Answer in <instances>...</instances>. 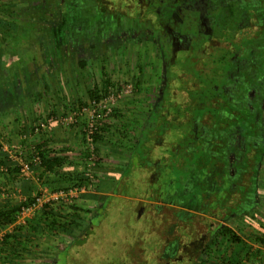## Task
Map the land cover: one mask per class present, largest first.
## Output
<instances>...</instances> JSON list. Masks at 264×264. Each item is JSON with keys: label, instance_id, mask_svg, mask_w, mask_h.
Returning a JSON list of instances; mask_svg holds the SVG:
<instances>
[{"label": "flooded vegetation", "instance_id": "obj_1", "mask_svg": "<svg viewBox=\"0 0 264 264\" xmlns=\"http://www.w3.org/2000/svg\"><path fill=\"white\" fill-rule=\"evenodd\" d=\"M77 14L157 75L126 165L136 214L152 206L164 229L174 222L207 236L245 222L264 165V0H81ZM195 48L209 86L182 71ZM194 91L202 97L192 103Z\"/></svg>", "mask_w": 264, "mask_h": 264}, {"label": "rangeland", "instance_id": "obj_2", "mask_svg": "<svg viewBox=\"0 0 264 264\" xmlns=\"http://www.w3.org/2000/svg\"><path fill=\"white\" fill-rule=\"evenodd\" d=\"M80 1L0 0V39L8 48L3 57L10 63L7 70L0 71V158L8 167L22 162L32 166L28 177L19 170L23 180L16 191L3 175L6 172L0 171V204L7 201L11 206L21 205L40 190L50 191L47 183L54 175L35 165L31 157L40 146L50 156L64 157L73 163L78 170L74 180L82 177L91 180H87L85 191L75 200L96 210L104 198L96 186L126 168L139 140L144 113L149 108L145 101L150 98L152 78L157 75L126 41L119 42L117 47L118 41L102 40L98 33L84 27L77 14ZM3 57L0 53L1 62ZM198 61L200 54L195 48L183 62L182 71L209 86L214 75L208 78L200 75L195 69ZM173 79L178 81L177 76ZM93 90L99 93L97 99H90ZM191 96L192 103L202 97L195 91ZM190 104L188 111L194 110ZM48 121V129L35 131L40 122ZM90 123L97 126L95 135L102 137L93 144L86 141L84 133ZM185 125L177 122L172 127L188 131ZM74 187L79 186L68 183L63 189L50 192H68ZM124 190L125 186H119L116 192ZM132 192H137L136 188ZM28 218L17 224H25ZM252 221L256 228H249L244 221L232 220L229 225L244 241L248 238L257 242L255 231H264V217ZM121 233L123 229L119 230ZM217 240L213 250L222 257L219 260L222 263L223 252L230 244L227 239ZM158 241L153 239L156 247L160 245ZM259 245L264 248V244ZM110 248L107 245L102 253L106 255ZM47 254L41 255L43 262L36 263L55 264L57 251L52 248ZM211 261L208 264H215L218 258L212 257ZM199 262H206V256Z\"/></svg>", "mask_w": 264, "mask_h": 264}, {"label": "trees", "instance_id": "obj_3", "mask_svg": "<svg viewBox=\"0 0 264 264\" xmlns=\"http://www.w3.org/2000/svg\"><path fill=\"white\" fill-rule=\"evenodd\" d=\"M6 49L7 46L0 39L2 57ZM5 59L0 61V71L7 70L10 66ZM98 94L96 90L91 91L90 99H97ZM101 138L99 134L93 137L94 142ZM37 149L35 153L40 157V168L51 172L53 179L56 178L47 183L50 191L61 190L68 183L81 187L91 181L85 177L74 180L73 176L78 170L73 163L64 157L50 156L43 147L39 146ZM2 166L7 167L3 175L7 176L8 184L16 191L19 181L23 180L19 175V167H8L4 159L0 158V167ZM129 170L126 167L122 172H115L112 178L99 182L96 190L104 198L96 210L79 204L78 200L53 201L44 203L25 224H17L22 207L32 203L34 199L29 198L27 202L17 206L7 203L1 207L0 232L3 234L0 237V264H37L38 261L43 262L41 255H49L47 253L52 248L57 251L55 264H208L212 263V257L218 258L215 264H244L246 260L251 261L261 256V249L253 253L243 238L227 226H217L208 236L201 229L181 230L177 225L174 227V222L164 229L163 219L156 217V212L155 216L150 214L153 210H158L152 206L147 208L143 217H139L136 214V199L139 197L135 196L136 192H132L135 187L124 184ZM119 186H125L126 190L123 193L116 192ZM252 219L246 218L245 221L255 228L256 224ZM11 226L13 229H8ZM120 229L124 230L123 234H119ZM111 230L116 236L109 234ZM154 238L159 239L158 247L153 243ZM219 238H223V241L227 239L226 243L230 244L223 252L225 260L222 263V257L213 250ZM255 239L259 244H264V231L257 232ZM107 245L111 248L104 255L102 251ZM31 255L35 260L28 262ZM202 255L206 256L204 263L199 262ZM20 259L23 260L20 262ZM191 259L196 260L191 262Z\"/></svg>", "mask_w": 264, "mask_h": 264}, {"label": "built area", "instance_id": "obj_4", "mask_svg": "<svg viewBox=\"0 0 264 264\" xmlns=\"http://www.w3.org/2000/svg\"><path fill=\"white\" fill-rule=\"evenodd\" d=\"M49 122H40L37 126L35 131L40 132L44 131L49 128ZM97 130V126L95 124L90 123L87 128L84 130L85 133V139L89 144H93V137L95 135V132ZM33 163L35 165H40V157L37 155V153H33ZM23 161V160H22ZM20 169V173L22 176H27L31 173L32 166L29 164H26L24 162L20 163L18 165ZM0 171L6 172L7 167L2 166L0 167ZM86 189V185L83 187H74L68 190V192L59 191L57 193H51L47 189L40 190L38 194H36L33 199L34 201L32 203H29L22 207L20 214L18 215L17 221L20 222L21 219H26L29 216H31L36 210H38L44 203H49L53 201H60L64 200L67 202H72L75 200V198L78 196V194L84 192ZM0 237H2V233L0 232Z\"/></svg>", "mask_w": 264, "mask_h": 264}, {"label": "crops", "instance_id": "obj_5", "mask_svg": "<svg viewBox=\"0 0 264 264\" xmlns=\"http://www.w3.org/2000/svg\"><path fill=\"white\" fill-rule=\"evenodd\" d=\"M257 185V188H256V191H257V194H258V204L260 205L261 209L258 208V206H254L253 209L250 210V212H252V214L248 215L250 219L252 218H256V219H261L264 217V165L262 166L261 170H260V175L258 177V183L256 184ZM8 202H3L2 204H0V208L5 206ZM247 219V215L245 216ZM245 223H248V225H250L251 223H249L248 221H245ZM251 226V225H250ZM252 229V226L249 227ZM254 228V227H253ZM256 228V226H255ZM245 233H248V232H244L243 234ZM251 233V232H250ZM255 233L257 234V231H255ZM245 242H246V245L247 247L250 248V250L253 251V253H255L256 251H258V249H261V251L264 252V248H262L257 242L255 241H250V239L246 238L245 239ZM255 242V243H254ZM261 253V256H259V258L257 259H254V260H246L244 262V264H260V263H264V253ZM253 259V258H252ZM23 259H20V262L22 261ZM35 260V257L34 256H30V258H28V262H33Z\"/></svg>", "mask_w": 264, "mask_h": 264}]
</instances>
